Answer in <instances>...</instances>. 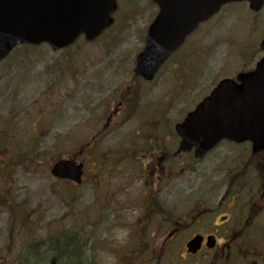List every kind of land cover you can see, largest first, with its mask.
I'll return each instance as SVG.
<instances>
[{"label":"rangeland","instance_id":"obj_1","mask_svg":"<svg viewBox=\"0 0 264 264\" xmlns=\"http://www.w3.org/2000/svg\"><path fill=\"white\" fill-rule=\"evenodd\" d=\"M116 3L112 27L93 43L80 39L55 53L18 48L0 64V264H15L38 247L54 257L55 241L66 239L81 247V264H102L104 252L118 264H141L147 256L159 264L177 261L178 247L142 250L164 235H145L141 247H133L138 235L132 244L105 246L113 235L84 224L94 189L87 180L57 181L50 169L62 159L84 162L88 140L94 148L112 147L130 131L172 132L220 80L254 68L262 56L264 5L258 13L246 3L226 5L144 83L133 68L156 9L151 0Z\"/></svg>","mask_w":264,"mask_h":264},{"label":"flooded vegetation","instance_id":"obj_2","mask_svg":"<svg viewBox=\"0 0 264 264\" xmlns=\"http://www.w3.org/2000/svg\"><path fill=\"white\" fill-rule=\"evenodd\" d=\"M165 128L130 131L112 147L87 142L82 184L87 180L96 195L83 207L85 227L106 236L127 227V245L138 235L134 248L145 235H164L142 250L178 247L175 264H264V150L223 140L196 156L195 148L181 151ZM194 240L195 251H187ZM138 262L159 264V258Z\"/></svg>","mask_w":264,"mask_h":264},{"label":"water","instance_id":"obj_3","mask_svg":"<svg viewBox=\"0 0 264 264\" xmlns=\"http://www.w3.org/2000/svg\"><path fill=\"white\" fill-rule=\"evenodd\" d=\"M244 0H153L159 13L150 25L142 52L136 58L134 73L151 81L171 52L198 23L207 20L229 2ZM258 11L263 0H245ZM115 0H0V61L19 44L47 43L59 50L83 34L95 39L112 24L110 14ZM264 50V39L261 43ZM234 81L222 80L209 97L202 100L182 123L175 126L181 138L180 149L196 147V155L211 149L221 139L250 141L253 150L264 149V57L255 70L240 74ZM57 179L76 184L82 166L72 160L59 161L51 169ZM196 240L187 248L195 251Z\"/></svg>","mask_w":264,"mask_h":264},{"label":"trees","instance_id":"obj_4","mask_svg":"<svg viewBox=\"0 0 264 264\" xmlns=\"http://www.w3.org/2000/svg\"><path fill=\"white\" fill-rule=\"evenodd\" d=\"M34 49L32 47H27V46H23L22 48H20V50L22 51H28ZM54 247H55V252L57 253L56 256L53 257V261L55 262V264H81L80 261V249L74 245H71L69 243H65L64 241H59L56 240L54 243ZM30 250V249H29ZM37 256H36V251L35 249H33V251H31V253L29 252V254H26L23 259H22V263L21 264H50V262L48 261V256L47 253L41 255L37 260ZM35 261H38L37 263H35ZM17 264H19V261L17 262Z\"/></svg>","mask_w":264,"mask_h":264},{"label":"clouds","instance_id":"obj_5","mask_svg":"<svg viewBox=\"0 0 264 264\" xmlns=\"http://www.w3.org/2000/svg\"><path fill=\"white\" fill-rule=\"evenodd\" d=\"M129 219H134V216L130 215ZM113 239L117 244L123 245L126 243L130 230L127 227H115L113 228ZM91 249L85 250L86 256H91ZM102 255V264H118V258L111 252H104Z\"/></svg>","mask_w":264,"mask_h":264}]
</instances>
